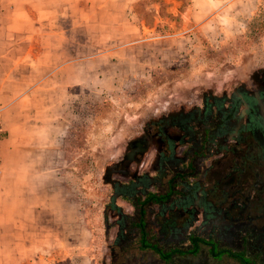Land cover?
Wrapping results in <instances>:
<instances>
[{"label":"rangeland","instance_id":"obj_1","mask_svg":"<svg viewBox=\"0 0 264 264\" xmlns=\"http://www.w3.org/2000/svg\"><path fill=\"white\" fill-rule=\"evenodd\" d=\"M157 1L138 0L134 8L145 25L155 26L154 42L134 38V48L86 66L84 86L69 91L58 113L62 135L52 153L46 161H27L26 167L50 173L56 227L69 238L70 251L89 255L91 264H264L263 128L256 129V140L247 139L248 147L238 146L234 159L217 154L215 139L207 146L212 162L199 159L195 176L186 181L197 182L206 196L199 198L192 184V193L178 189L184 198L145 207L147 250L138 248V232L129 225L137 214L113 196L110 181L127 178L109 172L151 123L178 111L196 117L205 102L222 101L228 110L230 100L254 92L264 73V0L241 1L229 16L214 11L202 28L189 29L163 12L154 22L143 7ZM97 51L107 56L112 50ZM242 110L238 103L227 111V129L234 128L230 119ZM210 116L212 124L219 123L214 112ZM151 145L138 163L125 168L129 175L154 177ZM134 188L130 200L141 199L143 190L154 191L145 180Z\"/></svg>","mask_w":264,"mask_h":264},{"label":"crops","instance_id":"obj_2","mask_svg":"<svg viewBox=\"0 0 264 264\" xmlns=\"http://www.w3.org/2000/svg\"><path fill=\"white\" fill-rule=\"evenodd\" d=\"M241 1L158 0L143 10L156 23L163 12L178 17L179 27L202 28L212 12L229 16ZM137 2L0 0V264H91L89 255L70 251L56 227L50 173L26 162L49 158L62 135L58 113L69 91L84 86L86 66L134 48V38L154 42L155 26L139 19ZM29 175L35 179L25 181Z\"/></svg>","mask_w":264,"mask_h":264},{"label":"flooded vegetation","instance_id":"obj_3","mask_svg":"<svg viewBox=\"0 0 264 264\" xmlns=\"http://www.w3.org/2000/svg\"><path fill=\"white\" fill-rule=\"evenodd\" d=\"M255 84L256 88L252 94L243 92L237 99L234 98L230 100L231 103L230 107L227 108L228 110L223 109L224 104H222V101H213L215 103L212 106L206 104V102L203 103L201 115L197 113L198 115H196V117L192 111H178L173 115H168L167 117L160 118L156 122L151 123L149 132L146 130L142 137L132 141L127 146V151L122 157V160L115 164L109 172V175L115 173L127 179L121 182L110 181V185L115 200L121 199L126 202L132 207V212L135 211V214H137V220H132L129 222V225L136 229L138 235H143L145 239V226L143 220H141L143 218L139 217V211L135 209V205L132 202L136 197L130 200V195L136 196L135 193H133L134 187H138V185L145 180L147 186L154 189V193L165 195L168 194L166 191L167 189H171L170 186L172 185V189L173 191L175 190L176 195H172L166 201H162L155 205H148L147 207H162L168 202L176 201L177 198H184V194L182 196L181 192L187 191L192 193V184L194 185L193 188L198 190L201 194L199 198H202V195L206 196L208 193L203 190L202 187L197 186V182L186 183V181L195 176V167L192 168L193 173H189L190 167L194 166L192 163L194 159L205 160V162L209 161V163L212 162V156H209V152L211 151H209L207 146L211 145L213 139H215V142L217 141V154L219 156H221V152L227 149L229 144L226 143L229 140L232 143L245 145L248 144L247 139H257L256 129H264V73L263 76H259L255 80ZM238 103L241 108H243V112H240V115H243V117L238 114L237 118L232 117L230 120L233 122L234 128L229 130L225 127V124L229 122L226 114L229 110L234 111L235 108L237 109ZM211 112L215 113V117H217L219 123H211ZM244 118L246 119L245 122L243 121ZM238 125L239 127H237ZM150 145L154 148L155 153L152 162V170L156 172L154 177L147 178V176H139L137 173L129 175L126 170L128 165L133 162L138 163L139 158L141 155L145 154ZM181 148L182 150H180ZM177 150L179 154H177ZM177 174H183L182 180L177 178V180L173 179L169 182V179L172 178L171 176H176ZM148 192L147 189L143 190L141 198ZM179 193L181 195H178ZM185 196L188 195L186 194ZM139 219L141 221V230L138 228ZM118 236L119 235H117V237Z\"/></svg>","mask_w":264,"mask_h":264},{"label":"trees","instance_id":"obj_4","mask_svg":"<svg viewBox=\"0 0 264 264\" xmlns=\"http://www.w3.org/2000/svg\"><path fill=\"white\" fill-rule=\"evenodd\" d=\"M248 144H245V145L248 147ZM240 145H242V144L232 143L231 145H228L227 149L224 150L223 152H221V156L220 157L223 159V158H226V157L229 158V156L230 157L232 156V158L234 159L238 155V152H239L238 146H240ZM197 161H198V159H194V161L192 162L194 164V166L190 167V171H189L190 174L193 173L192 168L196 166ZM194 172H195V168H194ZM171 177L172 178L169 179V182H171L173 179L177 180V178L182 180L181 178H183V174H181V175L177 174L176 176H171ZM170 188L171 189H167L166 193H168V194H165V195L156 194L154 192H148L146 195H144L143 198L140 199V198L137 197L134 200H132L133 204L135 205V209H137L139 211V217L143 218L144 209L148 205H155V204L161 203L162 201H166L167 199H169V197H171L172 195L173 196L176 195L175 190L173 191V189H172V185L170 186ZM140 222L141 221L139 219V226H138L139 229L141 227ZM137 242H138V248L141 251L149 249V245L147 244V242L144 239L143 235H141V234L139 235V238H138ZM156 254H158V253H156Z\"/></svg>","mask_w":264,"mask_h":264}]
</instances>
